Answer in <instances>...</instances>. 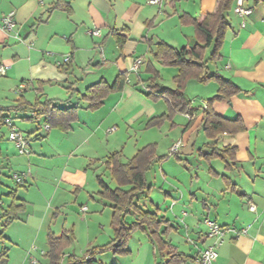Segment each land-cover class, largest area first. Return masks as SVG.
<instances>
[{"label":"crops","instance_id":"obj_1","mask_svg":"<svg viewBox=\"0 0 264 264\" xmlns=\"http://www.w3.org/2000/svg\"><path fill=\"white\" fill-rule=\"evenodd\" d=\"M160 1L161 6L150 4V0H0V19L14 13L16 34L21 38L26 33L23 42H17L13 34L0 28V65L7 68L2 77L25 85L22 90L19 86L20 92L12 107L20 97L31 104L42 102L39 97L45 94L39 92V88L42 91L44 86L56 83L59 84V99H50L56 101L55 106L78 108L72 130L67 133L59 130L62 139L59 149L68 143L69 146L73 144L74 149L70 152L72 157L67 161L63 159L65 162L59 168L61 174L52 199L55 197L58 202L50 225H59L61 234L70 231L68 219L64 217L69 206L64 207L59 200L69 192L76 194L77 203L87 193L93 209L82 207L81 210L86 208L84 213L89 211L90 218H97L98 227L107 233L108 244L111 243L114 211L112 204L98 195L101 191L98 177H102L111 189H116L117 184L106 168L108 159L121 153L123 163H128L143 148L155 144L157 156L166 159L156 162L146 178L151 172L157 174L160 170L162 183L154 189L147 179L150 189L147 194L146 191L139 194L137 205L146 212L157 214L163 223L156 226L157 233L153 237L149 234L151 228L134 232L127 244V256L113 254L110 258L108 255L112 253H108L99 256V260L131 264L132 241L135 235L141 234L138 243L141 247L148 245L153 264H164L171 251L189 258L181 264H200V252L214 243L207 238L205 221L210 220L230 230L218 248V259L214 264H264V0H245L246 6L252 9L245 27L234 14V1L226 14L229 27L221 48L222 57L207 65L210 74L220 75L241 90L229 100L216 102L214 111L229 120L240 118L245 130L210 140L202 125V105L218 94L219 86L215 82L207 85L191 82L186 91L187 98L192 101L191 112L173 115L160 125L167 128V132L161 133L162 138H167L169 143L172 140L171 145L166 146L168 154L179 145L174 153L178 157L160 155L165 146L164 139L148 143L141 149L136 145L138 137L135 136V154L127 158L125 142L132 139L133 132L141 130L153 119L169 115V104L165 100H152L145 95L155 73L160 75L162 86L176 87L173 78L178 69L165 67L154 59L157 45L166 43L177 50L193 48L198 42L196 23L214 13L219 2ZM59 3L68 4L70 13L57 9ZM89 31H99L101 35L95 37ZM211 52L212 47L206 50V59ZM65 58H70L66 72L58 67ZM137 61L142 63L135 71L133 67ZM122 73L128 75L123 91L107 97L100 109L91 111L88 103L80 101V95L89 87L100 81L113 85ZM69 87H73V94ZM28 93L34 95V102L28 98ZM11 115L33 125L25 135L29 144L48 138L54 130H45V118L31 120V112L6 113V120L0 127L12 121ZM13 125L18 129L14 122ZM112 135L123 136L125 142H120L119 138V143L116 141L113 145ZM228 148L234 149L228 151ZM30 150L34 154L32 145ZM214 151L225 158L207 157ZM78 159L80 163L70 168L69 163ZM8 160V153L3 152L0 145L1 171L3 161ZM168 164L170 170L165 171ZM94 178L96 182L92 180ZM169 178L165 191L163 182ZM141 196L148 200L141 203ZM137 219L132 212L124 222L132 224ZM73 228L75 234L76 224ZM242 230L247 233L242 234ZM50 231L56 235L50 226L47 239ZM155 239L166 243L163 251ZM63 259L65 264L74 261Z\"/></svg>","mask_w":264,"mask_h":264},{"label":"trees","instance_id":"obj_2","mask_svg":"<svg viewBox=\"0 0 264 264\" xmlns=\"http://www.w3.org/2000/svg\"><path fill=\"white\" fill-rule=\"evenodd\" d=\"M235 0H219L218 7L214 13L208 14L201 23H196L197 44L193 48H182L177 50L166 43L157 45V52L154 59L161 62L165 67H173L178 69V74L173 78L175 88H166L162 86L160 75L154 74L145 94L148 99L165 100L169 104V115H165L158 119L151 120L149 126H160L166 119H171L173 115H186L191 112L192 101L187 98L186 91L191 82H197L207 85L215 82L219 86L218 94L212 99L207 100L202 105V125L206 136L210 140H218L222 135H235L245 130L243 122L240 118L235 120L226 119L218 115L214 111V104L218 101L229 100L237 95L241 90L232 82L223 79L218 74H210L207 68L209 63L217 62L221 59V48L225 41L228 31V22L226 14L230 11ZM57 9L70 13V6L66 3H59ZM212 47V52L208 59L205 58L206 50ZM70 63V62H69ZM68 63V64H69ZM67 64H58L59 69L66 72ZM128 81L126 73L120 74L113 85H109L106 81H100L89 87L84 94L80 95V101L89 104L88 109L97 111L103 106L107 97L111 94L123 91ZM71 94L74 93L73 87H69ZM56 101L46 100L45 102L36 101L34 104L29 103L20 97L16 106L10 108L0 107V123L6 120V113H26L31 112V120L38 121L45 118L47 125L51 129L60 130L67 133L72 130V125L77 121L78 108L72 107L68 109L58 108L55 106ZM28 139V138H27ZM234 148H228V151ZM226 152V151H225ZM210 159L217 157L225 158L218 151L207 156ZM166 158L157 156V145L152 144L143 148L128 163H123L121 153L112 155L106 162V168L110 171L112 180L116 182L117 188L111 189L103 180L98 177L101 187L99 196L109 201L113 206L112 227L115 235L111 243L103 247H97L88 252L90 258L86 262L73 261L71 264H98L93 257L97 254L113 253L114 255L127 256L128 241L131 235L138 230L151 228L149 234L153 237L157 232L156 226L163 223V220L157 217V214L146 212L137 205L139 194L150 189L146 175L156 162H163ZM3 173L0 169V185L2 183ZM7 177V176H6ZM15 181L14 176L9 177ZM17 187L23 185L15 181ZM124 188H130L125 190ZM18 190H12L7 194L11 199L8 207H3L0 199V222L4 228V232L11 225L19 220V215L25 213L27 204L17 197ZM134 212L137 215V222L126 224L124 219L126 216ZM154 227V228H153ZM71 235L70 233H67ZM3 239V234L0 235ZM67 238H69L67 236ZM156 240V244L163 251L166 243L162 240ZM49 252L46 258L49 264H61L64 257V250L69 247V239L61 241L56 239L50 231L48 234ZM8 249L0 251V264L8 263ZM189 258L173 251L169 254V259L164 264H181ZM101 264V263H100Z\"/></svg>","mask_w":264,"mask_h":264},{"label":"rangeland","instance_id":"obj_3","mask_svg":"<svg viewBox=\"0 0 264 264\" xmlns=\"http://www.w3.org/2000/svg\"><path fill=\"white\" fill-rule=\"evenodd\" d=\"M25 35L26 33L21 35V39H16L17 42H23V37ZM19 86V81L0 76V107L10 108L15 104V100L18 98V93L20 92ZM80 88L86 89L82 88V86H80ZM40 89L41 88L38 90L39 92L48 95L47 98L45 95L39 97L42 102H45L48 99H59V84L51 83L44 86L42 91ZM30 93H28V98L34 102L35 97L34 95H30ZM10 117L12 121H9L12 124L14 122L17 125L16 128H18L19 131H22L23 134L26 135L28 130L33 129V125L31 123H23L13 115ZM120 127V131L123 132V127ZM166 129L167 128H163V126H149L147 123L141 130L136 129V131L133 132V137L129 140V142H125L124 137L119 135L118 138L112 135L111 141L114 145L116 144V141L119 143L120 138V142L123 141V143H127L124 154L127 158H131L135 154V147H133L136 141L135 136L138 137V143L136 145H138V148L142 149L148 143H158L164 139L162 138L161 133L164 134V132H167ZM11 131L12 130L7 125L0 127V138H3L0 145L3 152L8 153L9 155V160L3 161L5 164L2 166L3 177L0 185V199L3 206L6 208L11 203V199L7 197V194L12 190L17 189L18 197L25 200L28 204L26 210L27 213L20 214V220L11 225L5 232L2 223L0 222V235L3 234L4 236L3 239L0 238V251L8 249L9 253L7 264H49V261L45 256L50 249L47 239V229L50 226L53 232L57 235H54L56 239L61 241L69 239L70 241L69 247L64 250V257L70 259L72 258V260L77 262H86L90 258L88 252L97 248L95 246L102 245L100 247H103L108 245L109 239L107 233H104L98 227L97 218L92 219L90 218L91 214H89V211L84 213L81 210L82 207H87L90 211L93 209L92 205L89 204L90 200L87 193H84V197L81 200L79 199L77 203H75L76 194L69 192L64 193L65 197L59 200L65 204H63L64 207L69 206L68 209H65L64 217L68 219V225L71 229L70 231H66L61 234L59 232V225H56L53 222V224L50 225V218L55 212V203L58 202L57 198L54 197V200L52 199L55 193V187L57 186L61 174L59 168L62 163L72 157L70 156V152L74 149L72 146L73 144L69 146L70 143H68L59 149L62 139L59 138V130L54 129L51 131L48 138L42 139L41 141H32L28 146V154L20 155L15 144L9 140ZM163 142L165 143V146L162 147V153H160V155L177 158L178 156L174 154L176 153V149H173L174 151L168 154L169 151L166 148V146L169 147L171 145L172 140L169 143L167 138H165ZM31 145L34 154L30 150ZM63 159L65 161H63ZM79 163L80 159L75 162H70L69 167L74 168ZM171 163H174V161ZM170 164L166 165L165 171L170 170ZM15 175H18L25 180L23 185L17 187L15 181L9 178ZM90 176H92V174H90ZM147 179L149 184L155 189L156 185L162 183L161 179H163V177L161 175V171L159 170L157 171V174H155L154 171L151 172L147 176ZM92 180L96 182L95 178ZM169 180L170 178L164 180L165 182H163L165 191L168 190L167 184L170 182ZM62 189L64 188L62 187ZM88 189L89 188H87V190ZM145 193L147 194L148 192L146 191ZM139 198H141V203L148 200V198L144 200V197L142 196ZM102 221L104 222V220ZM74 224H76L75 234L73 228ZM67 233L72 234V236ZM113 233L115 235L114 230ZM67 236L69 238H67ZM140 237L142 238V235L137 234L134 236V240L132 239L133 253L131 264H153V255H149L148 245L145 244L141 247L138 243ZM107 254L108 253L97 254L93 257V260L95 259L98 264L101 262L103 264H113L106 259L99 260V256ZM108 256L111 258L114 255L112 253ZM64 262L65 261L63 259L61 264Z\"/></svg>","mask_w":264,"mask_h":264},{"label":"built area","instance_id":"obj_4","mask_svg":"<svg viewBox=\"0 0 264 264\" xmlns=\"http://www.w3.org/2000/svg\"><path fill=\"white\" fill-rule=\"evenodd\" d=\"M149 3L152 5H158V6L162 5V1L160 0H150ZM251 13H252V9L246 6L245 0H236L234 14L243 21L242 27H245L246 19L251 15ZM0 28L5 33L13 34L16 39H21L18 36V34H16L15 32L16 21L14 18V13L7 14L0 19ZM88 33L95 37H99L101 35L99 31H89ZM69 62H70V58H65L63 60L64 64H68ZM141 63H142L141 61H137L133 67V70L137 71ZM6 72H7V68L5 66L0 65V75L5 76ZM24 88H25V85L20 86L21 90ZM6 125L10 127V129L12 130L9 136V140L15 144L19 154L20 155L28 154L29 153L28 151L29 141L27 137L25 136V134L16 130L14 125L10 121H7ZM45 130L46 131L50 130L48 125L45 126ZM178 146L179 145H177L175 149H177ZM14 178L18 184L24 183V180L22 177L15 175ZM85 210L86 208H83V211ZM251 210L255 211V207L251 206ZM205 224L207 225V228H208L207 238L213 240L214 243L212 246L200 252L199 263L200 264H214L218 259V248L221 246L224 238L226 237L227 233L230 230L210 220H206ZM233 232L235 231L233 230ZM246 233H247L246 230H242V234H246Z\"/></svg>","mask_w":264,"mask_h":264}]
</instances>
